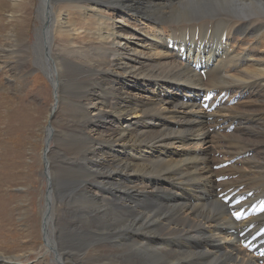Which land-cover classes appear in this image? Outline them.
I'll list each match as a JSON object with an SVG mask.
<instances>
[{"label":"bare ground","instance_id":"obj_1","mask_svg":"<svg viewBox=\"0 0 264 264\" xmlns=\"http://www.w3.org/2000/svg\"><path fill=\"white\" fill-rule=\"evenodd\" d=\"M178 1L39 2L32 61L55 92L43 207L53 264H261L234 232L264 226V211L235 222L219 195L243 187L249 206L264 207V0ZM110 9L149 23L123 25ZM170 38L194 46L187 62ZM209 91L229 96L213 114L182 101Z\"/></svg>","mask_w":264,"mask_h":264},{"label":"rangeland","instance_id":"obj_2","mask_svg":"<svg viewBox=\"0 0 264 264\" xmlns=\"http://www.w3.org/2000/svg\"><path fill=\"white\" fill-rule=\"evenodd\" d=\"M39 2L0 0V47H3L0 49V256H21L19 264H53L55 257L53 252L45 256L43 228V207L46 206L45 197L49 189L44 153L55 92L48 77L49 71L32 61L35 35L41 26L37 13ZM51 9L52 3L50 13ZM110 10L114 20L122 21L123 25H141L143 28L144 23H149L145 19L136 21L139 16L130 18L125 11ZM136 13L133 14H139ZM48 18L51 19L50 16ZM149 26H146L148 31ZM215 33L212 31L206 39L213 40ZM11 43L22 46L23 51L29 46V58L22 60L21 49L11 52V55L6 53L4 50ZM258 46L263 47L264 44ZM138 88L127 92L136 98L150 97L154 100L151 92L146 90L148 93H144ZM202 147L200 145V149ZM60 207L64 208L62 203ZM71 227L76 230L75 225ZM60 238L67 241L63 235Z\"/></svg>","mask_w":264,"mask_h":264},{"label":"water","instance_id":"obj_3","mask_svg":"<svg viewBox=\"0 0 264 264\" xmlns=\"http://www.w3.org/2000/svg\"><path fill=\"white\" fill-rule=\"evenodd\" d=\"M14 264V263H13Z\"/></svg>","mask_w":264,"mask_h":264}]
</instances>
